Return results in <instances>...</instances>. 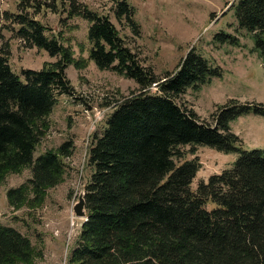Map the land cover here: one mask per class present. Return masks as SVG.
<instances>
[{
	"label": "trees",
	"instance_id": "1",
	"mask_svg": "<svg viewBox=\"0 0 264 264\" xmlns=\"http://www.w3.org/2000/svg\"><path fill=\"white\" fill-rule=\"evenodd\" d=\"M48 1L19 0L18 14L0 12V21L18 27L15 37L26 48L56 58L18 75L9 63L10 47L0 48V183L9 174L31 171L26 184L8 191L9 204L40 207L47 191L64 183L73 141L35 155L59 97L75 94L66 69L81 71L93 63L133 80L137 89L114 105L102 134L93 136L84 188L88 217L67 264H264V152L243 150L231 126L250 113L264 118V104L229 100L202 119L178 102L221 72L195 49L173 72L158 76L143 66L112 22L140 37L136 10L128 1L113 0L112 16L79 0ZM43 10L88 23L87 59L75 58L70 45L46 35L36 20ZM230 10L237 32L244 31L264 59V0H237ZM215 41L241 47L229 33L217 34ZM197 146L238 158L192 190L201 163L197 156L186 160L183 148L191 147L188 153L195 155ZM37 256L27 236L0 225V264H33Z\"/></svg>",
	"mask_w": 264,
	"mask_h": 264
},
{
	"label": "rangeland",
	"instance_id": "2",
	"mask_svg": "<svg viewBox=\"0 0 264 264\" xmlns=\"http://www.w3.org/2000/svg\"><path fill=\"white\" fill-rule=\"evenodd\" d=\"M91 10L112 16L113 0H79ZM136 10L140 37L122 30L127 42L139 56L143 66L156 75L173 72L191 49L207 59L221 75L204 85L200 92L192 90L179 100L182 107L193 110L200 118L210 119L219 106L229 100L240 103L264 104V59L254 50V43L244 31L237 32V22L230 6L237 0H126ZM48 2H51L49 0ZM19 0H0V12L19 13ZM213 16V17H212ZM46 27L48 37H58L74 51V57L88 58V23L81 18H67L66 14L43 10L37 17ZM17 26L0 21V48L10 47V66L18 75L22 70H40L56 58L37 48H26L15 37ZM221 32L240 39L241 47L215 41ZM81 47L84 52L81 53ZM66 76L75 88L73 97L61 96L48 118L50 129L37 148L36 157L57 150L68 140L74 143V153L66 162L64 183L47 191L40 207L15 209L7 199L10 189L18 188L31 178L30 169L9 174L0 183V225L17 229L27 236L38 256L33 264H67L76 245L84 220L75 217L73 206L85 190L91 170L87 166L88 151L94 135L102 134L114 105L137 89L133 80L112 71H100L93 63L84 70L69 66ZM108 104V106H106ZM232 131L243 142L245 151L264 152V118L253 113L243 115L232 124ZM183 148L186 160L198 157L201 163L192 190L214 174L230 169L238 154L220 153L207 146ZM177 164L181 163L176 159Z\"/></svg>",
	"mask_w": 264,
	"mask_h": 264
},
{
	"label": "water",
	"instance_id": "3",
	"mask_svg": "<svg viewBox=\"0 0 264 264\" xmlns=\"http://www.w3.org/2000/svg\"><path fill=\"white\" fill-rule=\"evenodd\" d=\"M84 196H85V190L79 195L77 203L73 206V212L76 218L86 221L88 217V213L85 208Z\"/></svg>",
	"mask_w": 264,
	"mask_h": 264
}]
</instances>
